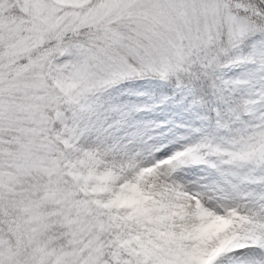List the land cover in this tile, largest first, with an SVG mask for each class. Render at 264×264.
Instances as JSON below:
<instances>
[{
  "label": "snow or ice",
  "instance_id": "obj_1",
  "mask_svg": "<svg viewBox=\"0 0 264 264\" xmlns=\"http://www.w3.org/2000/svg\"><path fill=\"white\" fill-rule=\"evenodd\" d=\"M0 264H264V0H0Z\"/></svg>",
  "mask_w": 264,
  "mask_h": 264
}]
</instances>
